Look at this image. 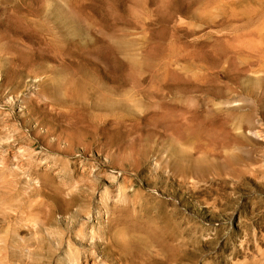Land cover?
Masks as SVG:
<instances>
[{"label":"rangeland","instance_id":"1","mask_svg":"<svg viewBox=\"0 0 264 264\" xmlns=\"http://www.w3.org/2000/svg\"><path fill=\"white\" fill-rule=\"evenodd\" d=\"M0 264H264V0H0Z\"/></svg>","mask_w":264,"mask_h":264}]
</instances>
